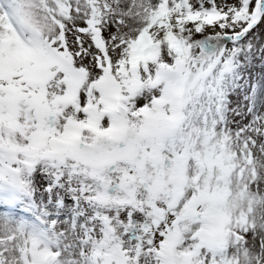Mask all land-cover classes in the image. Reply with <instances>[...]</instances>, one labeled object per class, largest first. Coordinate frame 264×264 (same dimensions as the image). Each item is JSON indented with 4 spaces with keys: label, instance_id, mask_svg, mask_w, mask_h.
<instances>
[{
    "label": "snow or ice",
    "instance_id": "6c2138e0",
    "mask_svg": "<svg viewBox=\"0 0 264 264\" xmlns=\"http://www.w3.org/2000/svg\"><path fill=\"white\" fill-rule=\"evenodd\" d=\"M0 264H264V0H0Z\"/></svg>",
    "mask_w": 264,
    "mask_h": 264
},
{
    "label": "rangeland",
    "instance_id": "374dc122",
    "mask_svg": "<svg viewBox=\"0 0 264 264\" xmlns=\"http://www.w3.org/2000/svg\"><path fill=\"white\" fill-rule=\"evenodd\" d=\"M257 65L259 64V61H254ZM253 72L257 75L260 74L261 69L257 66L255 69H253Z\"/></svg>",
    "mask_w": 264,
    "mask_h": 264
}]
</instances>
